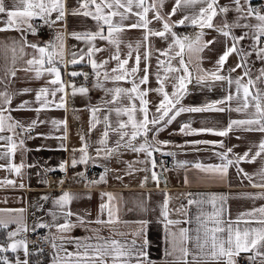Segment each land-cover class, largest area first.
Masks as SVG:
<instances>
[{
    "label": "crops",
    "instance_id": "1",
    "mask_svg": "<svg viewBox=\"0 0 264 264\" xmlns=\"http://www.w3.org/2000/svg\"><path fill=\"white\" fill-rule=\"evenodd\" d=\"M260 0H251L252 6L254 2ZM6 5L11 7L13 0H5ZM230 0H220V4H228ZM174 5V0H167L164 5L163 12L170 13ZM66 14L63 21L56 25L49 27L45 32L27 34V40L30 43H38L44 46L47 42L59 44L55 37L57 33L63 34V64H58L60 68L61 79L65 84L64 96L65 108H57L54 105L46 110L36 113L32 110L12 111L11 116L18 121H22L25 125L32 120L38 119L44 121L29 134L34 138H27L23 135H18L15 139H25V148H17V151L12 158V162L19 165L21 162L25 165L18 176L15 172H10L7 168H0V221L10 222L13 220L20 221L21 224L26 225L28 230H45L49 232L50 243L54 236L57 235L55 225L64 223V218L60 214L58 207L55 205V200L59 198L64 192H69L74 195V199L69 205L73 213L79 214L87 221L93 223H86L83 226L77 225L70 232L64 233L66 239L63 241V246L68 253H74L76 249V241L88 243H97L98 237L111 241L116 240L121 243L131 242L135 240L137 245H145L143 251L146 252V260L151 261L152 264H172L180 253L178 248L181 246V229H188L187 235H194L195 229L198 227L197 216L201 219H207L218 209H223L221 218L224 220L237 221L242 213H247L252 209L264 206V199H254L255 194L264 192V188L253 187V183H262L260 177L256 173L264 166V154L258 158L254 163L241 162L239 165L230 166L225 177L221 178L219 174L208 173L196 168V164H202L205 167L220 165L223 163L221 157L216 153L225 151L226 148H233L237 154L243 155L244 152L251 149L254 154L258 149L257 145L264 134L258 132H246L242 129H234L229 136L219 137L210 134L201 135H183L180 133V126L185 122H191L193 128L211 127L216 129H223L227 127L232 119L247 118L245 114H240L235 111L225 112H204V113H183L171 124H168L162 131L155 135V139L159 141H168V144H161L160 152L173 153L178 161H185V164L180 165L170 163L163 173H157L160 177L159 182L152 179V165L151 163H141L146 160L144 153H134L130 150L121 148L117 154L111 158L105 159L104 153L101 152L97 156L96 149L100 147L97 141L100 139L103 132V124H98L95 130L90 131L91 113L90 109L94 106L100 105L103 99H110L106 96L104 88H112L114 85L111 81L101 82L104 87H97V78L93 73L90 64L87 63V56L83 61H79L75 65L70 61L73 59V53H76L79 58L82 52H87L88 45L84 40L74 38L72 33H83L85 31H96L97 26L95 21L90 17L82 15H72V11L79 8L78 0H66ZM199 8H188L183 11H178L176 15L171 16V21H179L186 14H191ZM55 13L52 18L55 19ZM236 13L229 12L227 19L229 22L234 20ZM149 18L152 14L149 13ZM7 19L4 14H0V28H3L4 21ZM218 16L214 23L220 22ZM135 22V17L126 24ZM250 22L255 24L256 21L252 19ZM34 26L40 27L43 24L38 18L33 20ZM151 28L160 30L162 25L153 20L150 25ZM181 37H189V41H195L198 33L201 31L198 27L191 26L187 22L184 25H177L173 28ZM247 29H235L237 36L241 35ZM205 33L203 41H212L215 43L204 48L202 52L190 53L187 48L184 52V60L191 73L190 81L187 83V92L181 101L185 106H200L205 103L221 99L227 94V90H235V85L229 86L224 81L216 82H197V76L204 75L206 71L214 70V66L218 57L225 49L224 37L219 35L213 29H203ZM20 33L9 30L0 31V91H4L7 87L8 92L17 93L23 89L28 88L32 91L15 95L12 100L11 108L16 109L24 101L30 102V108H36L39 105L35 102L36 92L47 85V81L51 79L48 74H45L40 79L35 78L34 71H25L28 67L26 61L31 59L34 55H38L32 48L25 47L24 53L19 51L20 45H16V52L12 51V42L20 41ZM125 43L131 42L135 44L137 41L143 39V30L129 29L125 31L121 37ZM171 43V37L162 39L160 37H150L148 44L151 50V59L149 63V83L146 86L149 89L158 87L155 76L152 73L156 71L157 57L165 59L160 56L158 50L168 49ZM187 43V42H186ZM252 41L246 39L241 42L240 46L245 50H249ZM96 46L107 48L106 51L99 52L94 56V59L99 62L107 59L112 48L104 41L97 40ZM264 46V45H262ZM122 54L127 52L124 44L121 45ZM145 48H140L141 64L144 67L143 54ZM135 55V53L133 54ZM178 59L173 60L172 64L178 66ZM14 61V62H13ZM239 58L236 54H232L226 64L224 65L223 73L227 74L229 69L235 67ZM132 60L129 61V67L132 66ZM251 68L252 77L255 79L259 75L258 70L264 68V62L257 60L253 54L248 60ZM66 65V66H65ZM108 70L115 67V62H110L107 66ZM15 71V77L11 76V72ZM91 71L94 75L93 80L89 86L83 85L79 82V78L83 75L71 76L72 72L86 73ZM103 71V70H101ZM141 75L143 73H140ZM233 78L242 75V71L237 69L231 74ZM247 77H245V80ZM123 87H130L131 85L121 82ZM173 81L170 79L166 82V90L169 93L173 92ZM75 85L77 89L80 87L87 88V93L77 92L72 94L71 85ZM264 88V84L257 85ZM62 93H57L53 98L49 96V100H54L59 103ZM147 99L149 101V118L155 112V106L160 102L161 96L155 91H149ZM127 103V101H125ZM137 106L139 104L137 102ZM223 107V105H220ZM232 107H236V102H232ZM251 112L252 109H249ZM8 113H5L7 115ZM103 119L104 113L97 114ZM115 120V117H112ZM126 119V117H124ZM66 121V125L61 123L53 125L52 121ZM152 128V125H149ZM158 127V126H157ZM19 133L20 130L17 129ZM154 132L150 131L148 139L151 141L154 137ZM4 135H10L5 132ZM81 137L84 138L82 141ZM239 137V139H237ZM117 137L110 135L109 144L111 145ZM196 140L220 141L223 140L224 148L214 147L213 145H194L190 143ZM87 142L89 145L88 155L91 157L87 165L78 163L75 167L72 166V160L75 157L79 160L81 153L78 151L83 143ZM142 142L140 139L136 143ZM3 149H0L2 151ZM77 150V151H74ZM153 154L156 161L157 154ZM229 158H233L229 154ZM67 162L66 170H61V164ZM9 160L7 158L0 159V165H7ZM88 165H95L102 169V173L96 179L105 176V180L100 183H94L88 186L85 180V170ZM131 165V168H129ZM238 168H242L244 172L253 176V180L249 181L242 174L238 172ZM107 169V173H105ZM147 169V170H144ZM47 170H56L61 173L68 172V179L65 185L61 188H53L60 182L56 180L49 183L46 177ZM83 173V177L78 175ZM147 177V181H145ZM7 180L15 181V185L2 183ZM23 187H20V185ZM112 195V200L109 201L107 194ZM47 197L48 199H43ZM213 197L215 202L213 203ZM220 197H224L223 200ZM167 201V220L177 221L175 224H167V220L162 215L164 211V204ZM193 201V203H189ZM107 204L112 209L113 223L101 225L94 223L99 219L108 220L107 209L101 214L100 205ZM23 210V211H20ZM55 212L57 218L54 220L51 213ZM202 214V215H201ZM72 221L76 222V216H73ZM140 221H147L146 224L139 223ZM41 223L51 225L50 228H41ZM209 226H212L209 221ZM244 225L241 223L240 227ZM18 227L16 223H9L7 228L0 227V243L7 246V233L15 231ZM26 232L22 231L15 239H25ZM137 232H141L140 236H136ZM166 233H175V237L167 235ZM26 240V239H25ZM175 240L177 250H173L172 241ZM146 242V244H145ZM60 244V240H56ZM190 251H194L191 242L186 245ZM57 249L51 246L49 255H44L37 249H28V255H25L22 249L17 252L11 250L0 253V256L6 257L9 264H16L17 258L23 261L28 260V264L40 262L41 264H52V257ZM83 251V249H81ZM264 251V249H261ZM172 253V255H166ZM247 256L252 253H244ZM60 255H64L63 252ZM123 257L120 258L122 261ZM191 259V257H189ZM237 259V258H236ZM258 264H261L260 258ZM0 264H4L0 260ZM107 264H112V258H107ZM131 264H136L133 258ZM237 264H239L237 260Z\"/></svg>",
    "mask_w": 264,
    "mask_h": 264
},
{
    "label": "snow or ice",
    "instance_id": "2",
    "mask_svg": "<svg viewBox=\"0 0 264 264\" xmlns=\"http://www.w3.org/2000/svg\"><path fill=\"white\" fill-rule=\"evenodd\" d=\"M167 0H78L79 8L72 11V15H82L90 17L95 21L96 31H85L83 33H72L74 38L84 40L88 45L87 52H82L77 58L76 53H73L71 64L75 65L79 61H83L87 56V63L91 65L93 73L97 78V87L103 88L101 76L103 81H111L112 88H104L106 96L110 99H103L100 105L94 106L90 109L91 122L90 131L95 130L98 124H103V132L97 143L100 145L96 149L97 156L101 152L104 153L105 159L111 158L117 154L121 148L130 150L134 153H144L146 160L140 161L141 163H151L152 169L156 167V161L153 154L160 152L159 145L168 144V141H159L155 139V135L164 129L168 124H171L183 113H204V112H225L235 111L240 114H245L247 118L232 119L229 121L227 127L223 129H216L211 127L193 128L191 122H185L180 126V133L183 135H201L210 134L219 137H227L234 130L242 129L246 132H258L264 134V88H260L258 84H264V68L258 70L259 75L253 79L251 68L249 66V58L255 54L257 60L264 62V12L252 6L251 0H230V3L221 5L220 0H174V5L170 13H164L163 8ZM199 8L191 14H186L179 21H171V16L176 15L178 11H183L188 8ZM229 12L236 13V17L231 22L228 21L227 15ZM55 19L52 18L53 14ZM149 13L152 18H149ZM0 14H4L7 19L4 21V27L0 31L14 30L20 33V41L12 42V51L16 52V45L19 44V51L24 53L25 47L32 48L38 55H34L31 59L26 61L28 65L25 71H34L35 78L40 79L43 75L48 74L51 79L47 81L45 87H41L35 96V102L39 105L36 108H30V102L24 101L17 106L16 109L11 108L12 100L15 95L29 93L32 90L25 88L21 92L9 93L7 87L4 91H0V159L7 158L9 163L7 165H0V168H7L10 172H15L20 175L24 168L23 162L19 165L12 162L17 148L27 150L25 148V139L20 138L18 141L15 139L18 135L30 134L39 123L38 119L32 120L29 124L25 125L22 121L15 120L11 116L12 111L32 110L36 113L46 110L51 106L57 108H65L64 96L65 84L61 79L60 68L58 64H63L64 51H63V34L57 33L55 39L59 44L47 42L44 46L38 43H30L27 40V34L35 35L38 31L34 26L33 20L39 19L44 25L52 27L58 22L65 19L68 10L66 8V0H13L11 7L6 5L5 0H0ZM220 17V22L214 23L217 17ZM135 17V22L126 24L125 21ZM254 19L255 24L250 22ZM153 20L162 25L160 30L150 27ZM191 26L198 27L201 31L198 33L195 41H189V37H181L173 28L177 25H184L185 23ZM213 29L219 35L223 36L225 49L223 53L216 60L214 70L206 71L204 75L197 76V82H216L224 81L229 86L235 85V90L232 91L231 87L227 90V94L221 99L205 103L200 106H185L181 103L186 92L187 83L191 82V73L184 60L185 49L192 52H202L204 48L215 43L212 41H203V29ZM129 29L143 30V39L137 41L135 44L128 42L125 43L121 39L123 33ZM235 29H247L241 35L235 34ZM156 36L162 39L171 37V43L168 49L158 50L160 56L165 59L157 57V65L155 76L158 87L149 89L146 86L149 83L151 65V50L148 41L150 37ZM250 39L252 41L249 50H245L240 44L242 41ZM104 41L112 48V51L107 59L97 62L94 56L106 51L107 48L96 46V41ZM187 42V43H186ZM124 44L127 52L122 54L121 45ZM144 47L143 54L144 67L141 69V54L140 48ZM135 53V55H133ZM236 54L239 58L235 67L229 69L227 74H221L224 70V65L228 58ZM178 59V66L172 64L173 60ZM132 60V66L129 67V61ZM115 62V67L110 71L106 67L110 62ZM14 62V61H13ZM66 66V65H65ZM237 69L242 71V75L233 78L232 73ZM103 70V71H101ZM140 73H143L142 75ZM15 71L11 72V76L15 77ZM71 76L75 77L83 75L87 78V73L72 72ZM245 77L247 79L245 80ZM172 80L173 92L169 93L166 90V82ZM0 80V83H3ZM121 82L130 84V87H123ZM72 94L87 93V88L80 87L79 89L73 84ZM149 91H155L161 96L160 102L155 106V112L149 118V101L147 99ZM62 93L59 103L54 100H49V96L55 97L57 93ZM127 101V103H125ZM236 102V107H232V102ZM137 102L139 107L137 106ZM220 105H223L221 107ZM249 109H252L250 112ZM103 112V119L97 114ZM5 113H8L5 115ZM115 117V120L112 117ZM126 117V119H124ZM65 124L66 121H52L53 125ZM149 125L153 127L150 128ZM158 126V127H157ZM17 129L20 132H17ZM154 132V137L150 141L148 134L150 131ZM5 132L10 135H4ZM110 135H115L117 138L110 145ZM27 138H34L30 135ZM82 141L84 140L81 137ZM140 139L142 142L136 143ZM239 139V137H237ZM190 143L194 145H213L214 147L224 148L223 140L208 141L196 140ZM257 151L252 154L251 149L244 152L243 155L237 154L233 148H226L223 152L216 153L223 161L220 165H213L205 167L202 164H196L195 167L202 171L219 174L221 178L225 177L230 166L239 165L242 161L254 163L258 158L264 154V139L256 146ZM89 145L87 142L78 150L81 153L79 160L75 157L72 160V166L75 167L78 163L87 165L91 157L88 155ZM77 151V150H74ZM173 155V153H167ZM229 154L233 158H229ZM67 162L61 164V170H66ZM131 168V165H129ZM147 170V169H144ZM249 181L253 180V176L243 171L242 168L237 169ZM107 173V169H105ZM83 177V173H80ZM152 179L159 182L160 177L153 170ZM264 181V166L256 173ZM145 177V181H147ZM105 180V176H101L99 181H91L90 183H100ZM2 183L15 185V181L7 180ZM62 183V182H61ZM253 187L264 188V182L253 183ZM20 187H23L21 184ZM107 195L109 201L112 200L110 193ZM254 199H264V192L255 194ZM43 199L47 200V197ZM74 195L69 192H64L59 198L55 200V205L58 207L60 214L64 218V223L55 225L57 235L51 240L53 249H57L52 257V264H107V258H112V264H131L133 258L136 264H152L151 261L146 260V252L143 251L145 245H137L135 240L131 242L121 243L116 240H105L98 237V242L88 243L76 241V251L68 253L63 246V241L66 237L64 233L70 232L77 225L83 226L86 223H93L87 221L79 214L73 213L69 207ZM213 197V203L215 202ZM221 200L224 197H220ZM193 203V201H189ZM164 211L162 215L167 220V201L164 204ZM107 209L108 220H101L99 217L94 223L107 225L113 223L112 209L107 204H101V214ZM23 211V210H20ZM223 209H218L207 219H201L197 216L198 227L194 231V235H187L188 229H181L180 234L182 237L181 246L178 248L180 255L173 260L172 264H237V257L241 253H252L246 258L250 262H255L260 258L261 264H264V206L252 209L247 213H242L237 221L224 220L221 218ZM53 219L57 218L55 212L51 213ZM202 215V214H201ZM76 216V222L72 221V217ZM209 221L212 226H209ZM9 223H16L18 227L15 231L7 233L8 243L7 246L0 243V253L11 250L17 252L22 249L25 255H28L27 241L23 238L17 240V237L22 231L26 232V225L21 224L20 221H0V227L7 228ZM139 223L146 224L147 221H140ZM177 221L167 220V224H175ZM243 227H240V224ZM41 228H50L51 225L41 223ZM142 233L137 232L135 235L140 236ZM175 237V233H166ZM47 239V238H45ZM61 243L57 244L56 240ZM188 242L193 245L194 251H190L186 246ZM146 244V242H145ZM173 250H177L175 240L172 241ZM83 249V251H81ZM63 252L64 255H60ZM172 255V253H166ZM123 257L122 261L120 258ZM191 257V259H189ZM0 260L4 264H9L6 257L0 256ZM16 264H28V260L23 261L17 258Z\"/></svg>",
    "mask_w": 264,
    "mask_h": 264
},
{
    "label": "built area",
    "instance_id": "3",
    "mask_svg": "<svg viewBox=\"0 0 264 264\" xmlns=\"http://www.w3.org/2000/svg\"><path fill=\"white\" fill-rule=\"evenodd\" d=\"M253 7L259 9L261 12H264V0L254 2ZM46 29H47V26L42 25L38 27V32L39 33L45 32ZM86 73L88 74L87 78H85L84 76H81L79 78V82H81L85 86H89L91 84V81L93 80L94 75L91 71H87ZM28 135L29 134H23L24 137H27ZM170 163H176V164L183 165L185 164V161H178L175 159L174 155H168L165 152H160L157 154L156 167L153 170L156 173H163L166 170V167ZM101 173H102V169L100 167H97L95 165H88V167L85 170L86 184L88 186H92L94 183H90V182L96 181V179L100 176ZM46 177L49 183H53L56 180H59L60 183L53 188H61L62 186L65 185V182L68 179V172L65 171V173H61L56 170H47ZM25 239L27 241V246L29 250L37 249L38 251L42 252L44 255L50 254L51 243H50V235L48 231L37 230V229L28 230L26 233ZM246 257H247L246 254L241 253V255L237 257L239 264H258L259 262V259H257L255 262H250ZM32 264H41V263L36 262Z\"/></svg>",
    "mask_w": 264,
    "mask_h": 264
}]
</instances>
